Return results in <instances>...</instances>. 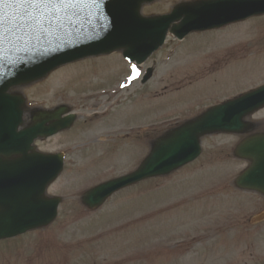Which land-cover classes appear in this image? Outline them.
I'll list each match as a JSON object with an SVG mask.
<instances>
[{
	"label": "rangeland",
	"instance_id": "obj_1",
	"mask_svg": "<svg viewBox=\"0 0 264 264\" xmlns=\"http://www.w3.org/2000/svg\"><path fill=\"white\" fill-rule=\"evenodd\" d=\"M189 1L155 0L142 13L168 14ZM181 41L169 34L137 67L143 75L152 69L149 80L142 75L128 88H120L131 65L122 51L75 61L17 88L28 97L29 116L67 104L78 118L36 141L40 151L67 155L48 189L63 198L58 217L0 242V264H264V221L252 222L264 212V196L234 182L249 165L235 155L246 134L204 137L193 163L124 189L98 210L81 202L91 186L135 169L176 124L264 84V14ZM248 120L250 133H264V108Z\"/></svg>",
	"mask_w": 264,
	"mask_h": 264
},
{
	"label": "water",
	"instance_id": "obj_2",
	"mask_svg": "<svg viewBox=\"0 0 264 264\" xmlns=\"http://www.w3.org/2000/svg\"><path fill=\"white\" fill-rule=\"evenodd\" d=\"M151 1L84 0L71 7L57 6L55 11L26 7L20 0L0 6V238L48 224L55 217L58 202L46 199L44 191L62 169V160L59 155L36 152L32 144L39 135L69 127L73 119H61L65 111L61 109L41 114L43 122L18 131L21 102L8 93L11 87L41 78L65 62L116 49H125L127 57L142 62L164 43L169 30L183 38L193 29L264 13V0H200L179 5L168 15L144 17L142 5ZM181 18V24L172 26ZM262 106L264 86L210 109L160 138L136 173L89 191L84 200L100 204L121 186L168 173L195 159L201 151V135L217 130L242 132L248 128L244 116ZM56 118L52 125H44ZM251 139L239 146L238 155L255 163L237 184L264 194V134ZM15 154L20 156L8 159Z\"/></svg>",
	"mask_w": 264,
	"mask_h": 264
},
{
	"label": "snow or ice",
	"instance_id": "obj_3",
	"mask_svg": "<svg viewBox=\"0 0 264 264\" xmlns=\"http://www.w3.org/2000/svg\"><path fill=\"white\" fill-rule=\"evenodd\" d=\"M15 0H0V6L8 7ZM26 7H35L38 10L52 9L56 10L57 6L71 7L73 4L84 2V0H20ZM88 2H95V0H88ZM135 65L133 69L135 70Z\"/></svg>",
	"mask_w": 264,
	"mask_h": 264
}]
</instances>
